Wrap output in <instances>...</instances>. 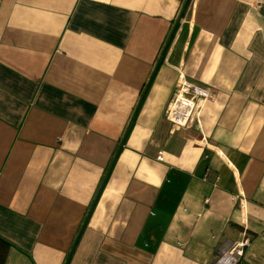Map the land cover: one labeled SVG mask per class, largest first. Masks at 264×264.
<instances>
[{
	"label": "crops",
	"instance_id": "0c3cea01",
	"mask_svg": "<svg viewBox=\"0 0 264 264\" xmlns=\"http://www.w3.org/2000/svg\"><path fill=\"white\" fill-rule=\"evenodd\" d=\"M183 2L0 0V264H264V0H188L142 95Z\"/></svg>",
	"mask_w": 264,
	"mask_h": 264
},
{
	"label": "built area",
	"instance_id": "2783aa9c",
	"mask_svg": "<svg viewBox=\"0 0 264 264\" xmlns=\"http://www.w3.org/2000/svg\"><path fill=\"white\" fill-rule=\"evenodd\" d=\"M206 96L207 92L202 88L192 83L184 82L167 107V120L170 121L175 129L188 126L195 107V99H202ZM162 158V152L159 151L157 159L161 160ZM245 241L246 239L234 246L230 251L221 252V255L210 264H234L237 257L242 254V246Z\"/></svg>",
	"mask_w": 264,
	"mask_h": 264
},
{
	"label": "water",
	"instance_id": "95a60500",
	"mask_svg": "<svg viewBox=\"0 0 264 264\" xmlns=\"http://www.w3.org/2000/svg\"><path fill=\"white\" fill-rule=\"evenodd\" d=\"M187 2H188V0H184L183 4H182V6H181V9H180V11H179V14H178V16H177V18H176V20H175V22H174V24H173V26H172V29H171V31H170L168 37H167V40H166V42H165V44H164V46H163V49H162V51H161V54L159 55V58H158L156 64L154 65V67H153V70H152V72H151L150 78H149V80H148V82H147V84H146V86H145V88H144V90H143V92H142V95L144 94V92H145V90H146V88H147V85L149 84V82H150V80H151V78H152V76H153V74H154V72H155V70H156V67H157L158 63H159V61H160L162 55L164 54V52H165V50H166V47H167V45H168V43H169V40H170V38H171V36H172V34H173V31H174V29H175V27H176V25H177V23H178V21H179L181 15H182V13H183V10H184V8H185ZM133 115H134V114H133ZM132 118H133V116L131 117V119H130V121H129V124H130ZM125 133H126V131H125ZM125 133H124V135H125ZM124 135H123V137H122V139H121V141H120L119 146L122 144V140H123V138H124ZM66 263H67V260L65 261L64 264H66Z\"/></svg>",
	"mask_w": 264,
	"mask_h": 264
}]
</instances>
